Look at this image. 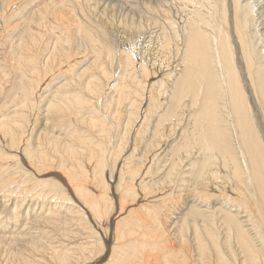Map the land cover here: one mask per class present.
<instances>
[{
	"label": "bare ground",
	"instance_id": "obj_1",
	"mask_svg": "<svg viewBox=\"0 0 264 264\" xmlns=\"http://www.w3.org/2000/svg\"><path fill=\"white\" fill-rule=\"evenodd\" d=\"M57 4L39 9V30H34L36 20L27 13L21 23L10 19L2 23L13 31L24 27L18 38L6 32L5 38L17 39L13 43L18 50L9 47L10 55L0 58V190L13 184L14 177L5 173L14 168L20 183H25L23 199L31 196V201H37L46 195L68 202L73 201L71 191L87 208L82 209L90 207L93 232L102 225L110 227V197L125 199L134 191L137 195L132 197L147 200L145 208L155 210L154 217L146 223L149 229L145 218H140L146 227L136 228L141 229L139 234L121 227L126 240L118 242L120 249L113 245L120 250V263L125 259V264H153L152 251L159 248L161 253L164 249L175 256L181 253L180 260L172 256V264H264L260 137L264 126L260 125V134L246 99L253 96L264 117V0H67L62 7ZM10 9L6 15L10 16ZM10 40L7 44L12 46ZM157 54L168 61L158 58L161 63L156 65L151 58ZM138 80L149 87L145 91L150 102L143 114L145 97L140 104L130 102L131 87L136 94L141 89ZM154 105L155 112L149 110ZM11 106L14 109L8 111ZM84 126L88 136L77 131ZM76 136L77 140L71 139ZM63 143L69 158L80 157V163L73 160L75 170L67 188L59 183L61 177L51 186L40 177L45 170L60 168L61 158L54 156ZM88 147H93L91 162L82 157ZM67 162L63 163L71 161ZM105 167L110 171L108 185ZM110 185L115 188L112 194ZM91 189L96 195L95 190L103 192V209L93 206ZM103 214L108 215L104 224ZM102 240L82 249L95 250L98 263L104 257ZM114 258L107 264H118ZM168 260L166 264L171 263Z\"/></svg>",
	"mask_w": 264,
	"mask_h": 264
},
{
	"label": "rangeland",
	"instance_id": "obj_2",
	"mask_svg": "<svg viewBox=\"0 0 264 264\" xmlns=\"http://www.w3.org/2000/svg\"><path fill=\"white\" fill-rule=\"evenodd\" d=\"M5 1L7 3L9 2L8 4L11 7H8V4ZM14 1H15V3L18 2V0H0V8H1L0 9L1 10L0 11V17L3 20L2 21L1 18H0V52H1V54H0L1 57L0 58L1 59H4L5 56H8V54L10 52L8 50L9 47H10V50H12V49H13V51L16 50V47L17 46H15L14 43L17 44V42H16L17 39H15V38H18L16 36H18L19 30L21 31V29H23V27H24V26L23 27L21 26L22 28L19 27L20 29L17 27V30H15V28H14L15 31H13V29H11V30L10 29L8 30V28L5 29L4 28L5 27L4 24H2V23H5V20H7L8 22L10 20H12L14 23H16V22L19 23L20 20H21V18L24 20L25 17L29 16L27 14H30L32 16L31 19L32 20H36V21L34 23V21H31V19H30L29 20V24H31V22H33L35 24L36 28H37L36 29L35 27H33L34 30L36 31V30H39L41 28V27L38 26L40 24L37 23V22H40L39 21L40 19L38 18L39 17V12H38L39 9H42L41 8L42 6L44 7L45 5H49L50 3L51 4H55V3H59L60 4L61 2L62 3L60 5L62 7V4L65 3L67 0L66 1L65 0H63V1L62 0H30V1L29 0H19V2L16 3L17 6L14 3H11V2H14ZM2 2H3V4L5 2V4L3 5ZM21 2H24V3L21 4ZM11 4H13V6ZM59 4H57V5L60 6ZM15 6H16V8H15ZM23 6H25V7H23ZM140 6H143V5H140ZM5 7H7L8 10ZM10 8L12 9V11L10 13L11 14L13 13V15H11L10 13L9 14H10V16H12L14 18V20L9 15H6V14H8ZM139 8H140L139 11H141L142 10L141 7H139ZM3 9H4V11H3ZM33 13L35 15L37 14V17ZM33 15L35 16V19H34V16ZM2 16H4V17H2ZM7 16H9V18L6 19L5 17H7ZM7 21H6V24H7ZM12 21H11L12 24H7V25H10V26L11 25H14L15 26L16 24H13ZM34 24H31V25L34 26ZM6 32H10V33H8L10 36H12L14 34L15 36L13 35V37H15L14 38L15 40L8 39V38H11V37H9V35L7 36L8 38H5V36L7 35ZM11 32H12V34H11ZM28 36L29 35H27V36L24 35L25 39H28V38H26ZM7 40H8V42H7ZM9 40H10V44H12L14 42L12 46H9L8 45L9 44ZM6 46H8V47H6ZM14 46H15V50H14ZM4 47H5L6 50L4 49ZM11 47H13V48H11ZM2 49H4L3 50L4 51V54H2L3 53L1 51ZM17 50H18V47H17ZM5 52H6V54H5ZM156 56H157V58H156ZM156 56L154 57V59L151 58V60L154 61L155 64L156 63L159 64V62L161 63V61H158L159 59H163L164 62H167L168 61L167 59L165 61V58L164 57L162 58L161 57L162 56L161 54H157ZM155 60H157L158 62H156ZM137 63L138 64H141L140 62H137ZM169 70H170V68L168 70L165 69L163 71H165V73H166ZM165 78H166V76H165ZM138 81L136 83L137 86H139V84H140V88L142 90L144 89L145 94L143 93V96H141L140 94H141L142 91L140 89V90H138L139 93H137L138 94L137 95L136 94V91H133V89L135 90V87L132 86L131 87V90H132V99L134 101L131 99L130 102L131 103L132 102H136V103L138 102V104H140V103H142V100L145 97V101L143 102V104H142L143 106L141 107V114H143V112H145L144 110L146 109V107L148 108V103L150 102L149 98L146 99V95L148 94V92H146V91H149L148 90L149 87H146L145 88L144 85H142L143 80H141V81L138 80ZM248 82L249 81L246 79V81L244 83L246 85V89L248 88V90H249V87L248 86L250 84ZM246 99H247L248 106L251 107V111H252V114H253L254 119H255L254 120V122L256 124L255 127H257L256 130H258V132L260 131V134H261L260 125H263L264 126V117H263V114H262V110L258 106V103L257 102L254 103L253 96H248V97H246ZM155 100H157L156 103L159 102V99H155ZM160 100H161V98H160ZM162 101L165 102V99H163ZM130 102H129V104H131ZM249 103H251V105ZM127 104H128V102L125 103V104H123V105H127ZM150 106H152V105H150ZM254 106H256L257 109ZM152 107H150L149 110H151L153 112L157 111L155 109L156 108L155 105H154V108H152ZM12 108L14 109V107L11 106V108L8 111H11ZM126 110L127 109H125L124 111H126ZM141 114H140V119H141ZM257 114L259 115L258 116L259 121H258V119H256L257 117L255 116ZM189 115L190 114H187V116H189ZM140 121H143V119L140 120ZM260 122H262V123H260ZM148 125H152V124L150 123ZM152 128H153V125H152ZM82 129H83V131H82ZM82 129H79L77 131L82 132V134L83 135L85 134V136H86L88 134V132L87 133L84 132L85 129H86V127L84 126V128H82ZM75 134H77V135L80 134L79 136L80 137H83L81 135V133H79V132H76ZM75 134H70V136L73 137V136H75ZM72 137H71V139H76V140L78 138V136H76V138L75 137L72 138ZM260 137H261L262 143L264 144V135L261 134ZM72 144H76V143L72 142ZM66 145L67 144H65V143L59 144L58 145V147H59V153L55 154V156H54V157H57L58 156V157L61 158V160H60V162L58 164H60V168L63 171L60 170L59 167L58 168L56 167V168L50 169L51 171H49V172H48V170H45L44 172H42V176H40L41 179L45 178L46 180H49L50 182L48 181V184L50 186L53 184L54 180L57 181L61 177V179L59 180L60 182L59 181H57V182H59L62 185V188H65V187L67 188V186H68L67 182L70 181V179H71L70 172H73L72 169L75 168V167H72V165L74 166L75 165L74 163H80V159H79L80 157H70L69 158L67 156V152H66L67 146ZM62 146H64V147H62ZM76 146H79V145L77 144ZM92 148L93 147H91V148L88 147L87 148L88 150L86 149L84 151L85 154L82 153L83 156L79 154L80 156H82L85 159V162H87V160H88V162H91V160H94V159H92V157L90 158V154H89V151L91 152L93 150ZM87 152H88V154H87ZM160 152H161V150L160 151H157V153H155V154H160ZM59 154H61V156ZM93 154L95 155V152L94 151H93ZM127 154H129V153H127ZM127 154H126V156H127ZM108 155H109V153H108ZM62 156H63V158H62ZM76 158H77V160H76ZM67 159L70 160L72 163L69 162V164H67V165L64 164V163H68L67 162L68 161ZM73 160L74 161L76 160V161L74 162ZM11 166H12V164L10 165V167ZM65 168H68V170L65 169ZM105 169H106L105 170V172H106L105 173V180L106 181L109 180L108 182H106L107 185H108L110 183V171H108L109 169H107V167H105ZM13 171H14V168H11L8 171L9 173L8 172L5 173V175L9 174L10 176H13L14 177L13 184L9 187V189L8 188H6V189L3 188V189L0 190V264H91V262L93 260L98 259L96 257L98 253L97 252H94L95 250H90V251L89 250L88 251L86 250V252L88 253L87 254L86 252H84L85 250H82V249H84L85 247L87 248L89 246L91 247L92 245H94V242H96V240H100V239H103L102 240V244L104 245V251H103L102 257L104 256L103 257L104 261H103V259L102 260L100 259L99 260V263H98L95 260V261H93V264H95V263L96 264H107V263H110L111 260H109V259L110 258L112 259L113 257H116L114 259L117 262H119V260H120L119 259V256H120L119 255L120 254L119 253L120 252L119 249H120V247H118V245H119V243H121L122 240L123 241H124V239L126 240L125 237L122 239L123 236H121V235H123V232H125L126 230L125 231H122L120 229H123L125 227V229H127V230H132V231H135V232L137 231L136 234H139L141 232V229L139 230L140 232L138 231L139 227L140 228H144V229H145V227L147 225L150 227L151 225L150 224H147L146 225V223L147 222L148 223H151V221H153V217L154 216L152 217V215L154 214V211L155 210L154 211L152 210L153 211V214H152L151 213L152 211H148L147 208H145L146 207L145 204H149V203H147V200L145 202V201H140V198H135L134 199V197H132V194L135 195V196L137 194H134L135 193L134 191H129L128 190L129 191L128 192L129 193V196H127L125 199H123V198L120 197V199H121L122 202L120 201V199L118 197H116V199L114 198V196L110 197V198H112V200H111L112 201V209H110L111 212L109 211V214L108 215L110 216L111 214H113L112 215L113 217L111 216L112 217V220H111V223H110L111 225L110 224L108 225L110 227H107L106 225H102L101 226L102 228L100 227L102 230H105L107 228L106 230H108V232H106V230L105 231H102V230H100V228H96V230L98 229L99 232L96 231V230L93 232V230H94L93 227L94 226L93 227H89V226H92L93 224L95 225V222L92 219L93 217H92V215L90 213L91 212L90 211L91 210L90 207L88 206V211L84 210V209H87V208H85V206H81V202L82 201L79 203L80 200L78 201V197H75L74 196V193L71 192L69 188L68 189H69L70 192L68 191V189H66V190L69 192L70 200L72 199L73 201H68V202L67 201H61V199H58V198L54 200V198L52 199V197L49 198L48 196L43 195L44 193L42 194L43 197L46 199V200L44 199V203H43V197L42 196L40 198H38L37 201L35 199L33 201H31V199H32L31 196H28L26 199H23L26 196L24 194V191H22V190H24V189H22V186L24 188L25 183H24V185H23V182L20 183V180L18 178L19 177V174L17 172H15V171L13 172ZM64 171H66V172L64 173ZM67 171H69V173H67ZM64 174H66V175L69 174V175L66 176ZM9 175H8V177H10ZM54 178H56V179H54ZM51 179H53V180H51ZM16 181H17V184L15 183ZM116 182H118V180H115L114 181V184L115 185H116ZM124 185H125V183H123L121 186H124ZM14 186H16V187H14ZM110 186H111V194H112V190H114L115 188L112 185H110ZM116 187H117V185H116ZM15 188H18V189H15ZM121 188L123 190H125L124 188H126V187L124 186V188L123 187H121ZM122 189L119 190L120 193H122ZM17 191H18V193H17ZM92 191L93 190L91 189L92 195L90 194V199L91 198H92V200L95 199L93 206L95 207V204H98V206L96 205V208L98 209L99 206H102V208L99 207V209L100 208L103 209L105 207V202H106L105 199H104V197H101V196H103V192L101 194L99 192L100 189H98V191L95 190L94 192L97 193V195H96ZM125 192H124V195H127V194H125ZM22 194H24V196ZM91 196H94L95 198L94 197H91ZM58 197H60V195H58ZM96 198L98 200H96ZM50 199H52V200H50ZM74 199H76L77 201L76 200L74 201ZM126 199H128V200H126ZM176 199H177V197L176 198H173L174 203H176V201H177ZM49 200L51 201L50 203H49ZM124 200H125V202H124ZM95 202H98V203H95ZM123 202L126 204V205L124 204L125 210H124V208H122L123 207ZM41 203H43L44 205L41 204ZM45 203H46V205H45ZM79 204H80V207L81 208L78 207ZM135 205H137V206H135ZM137 207H138V210H137ZM139 207H140V209H139ZM82 208H84V209H82ZM78 209H80V210L82 209L83 211L81 210L82 211L81 212ZM120 209H122L123 211H120ZM76 210L80 211L79 214H78V212ZM129 210L131 211V213L130 214H127V213L130 212ZM133 210L136 211V212L139 211V213L137 214L138 215L137 217H139V218L136 217V214H135L136 212L134 213ZM125 211H127V212H125ZM123 212H125V213H123ZM132 213H134V214H132ZM143 213H145L147 215H145ZM150 213H151V215H149V217H150L149 218L148 217V214H150ZM83 214H85L87 217L85 215H83ZM106 215L107 214H105V215L103 214L102 216H104V217L101 216L103 218V220L101 219L103 221V222L101 221L102 224H104L106 222L107 218H108V217H106ZM120 215H122V216H120ZM130 215H133L131 217H133L134 219L133 218H130ZM141 215H143V217H140ZM124 216L125 217L127 216L126 218H128V219H125ZM140 218H142V220L145 218L144 221H145V225L146 226L144 225V222ZM119 219H122V220H119ZM123 219H125V222H123ZM139 219H140V222H142L141 224L138 221ZM132 220H134V221H132ZM88 221H89V223H88ZM136 221L138 222L137 224H139V225L136 224ZM90 222H92V223L90 224ZM117 222H118V225H117ZM126 222L128 224H130L131 226L130 225H129L130 227L127 226L128 224L126 225ZM119 224H121V225H119ZM135 224H136L135 228L132 229V226H134ZM143 225L145 227H143ZM117 226H119V227H117ZM148 226L146 227V229L147 228L149 229ZM104 227H105V229H104ZM121 227H123V228H121ZM116 228L119 230V232L120 231H122V232H120V234H119V232H117V229ZM136 228H138V229L135 230ZM91 229H93V230H91ZM90 230L92 231V233L90 232ZM143 230H142V232H143ZM88 231H89V233H87ZM144 231L147 232V230H144ZM95 232H97L100 235V238L98 237L99 235L98 236H95V235H97V233H95ZM104 232H105V234H104ZM80 234H82V235H80ZM86 234H89V235H86ZM108 234H109V236H108ZM114 234H117L116 235L117 237H115ZM136 234H134V235H136ZM101 235H103V236H101ZM88 236H89V239H88ZM90 236L91 237L93 236L92 237V240H94L93 238H95V241L93 243H92V241L90 242V239H91ZM110 236L113 239H111ZM118 236H120L121 239H120V237H119V239H116V238H118ZM86 237H87V239H86ZM106 239H108V240L111 239V240H110L109 243H107ZM86 240L89 241V242H86ZM114 240L117 243H115ZM117 240H119V241H117ZM84 244L87 245V246H85ZM113 245L117 246L119 249L117 250L116 249L117 247H115ZM156 249L157 248H155V250ZM155 250L152 251L153 252L152 253V256L155 255L154 260L156 259V261H152L153 264L154 263L157 264L158 263L157 261H159L158 264H166L165 262H167L168 259H170V260H168V263H169V261L171 262V259H173V258H174V260L175 259H178V258H179V260L181 259L180 258L181 257L180 254L181 253L178 250H176L174 252L176 254H179L180 253L179 256L176 255L178 257H176L175 254H172L173 252H170V250H168V249H164L162 253H161V250L159 248H158V250H156V251ZM82 252L85 253V254H83ZM155 252H156L157 255L154 254ZM112 253L115 254V256ZM95 254H96V256L94 257L93 255H95ZM158 254H161V257ZM170 254H172V255H170ZM90 255H92L91 256V258H93L92 260H91V258H89ZM61 256L63 258H61ZM162 256L164 257V259H163ZM172 256H173V258H172ZM165 258H166V260H165ZM65 259H66V261H63ZM125 261L126 260L123 259V262L124 263H120L121 262L120 261L118 264L128 263V261H126V262ZM64 262H66V263H64ZM169 264H172V262L169 263Z\"/></svg>",
	"mask_w": 264,
	"mask_h": 264
}]
</instances>
